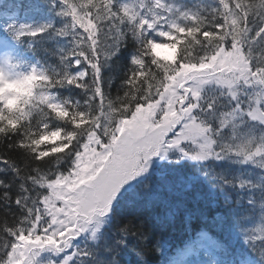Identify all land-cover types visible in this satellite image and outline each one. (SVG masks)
Wrapping results in <instances>:
<instances>
[{
	"label": "snow or ice",
	"instance_id": "snow-or-ice-1",
	"mask_svg": "<svg viewBox=\"0 0 264 264\" xmlns=\"http://www.w3.org/2000/svg\"><path fill=\"white\" fill-rule=\"evenodd\" d=\"M49 9L62 26L3 27L29 51L40 38L71 46L48 67L15 71L20 62L0 58V172L11 173L0 177V264H264V0L198 11L172 0H50ZM126 41L130 68L109 98L101 70ZM64 87L87 93L83 105L58 98ZM153 158L255 176L200 174L210 192L227 193V212L211 217L221 234L210 235L193 230L204 212L196 181L159 172L155 184L131 183L152 175ZM181 227L187 238L174 246Z\"/></svg>",
	"mask_w": 264,
	"mask_h": 264
},
{
	"label": "trees",
	"instance_id": "trees-1",
	"mask_svg": "<svg viewBox=\"0 0 264 264\" xmlns=\"http://www.w3.org/2000/svg\"><path fill=\"white\" fill-rule=\"evenodd\" d=\"M176 5H182L186 9L192 11H198L201 7L207 9L211 0H172ZM49 2L44 0H0V20L5 21L12 19L18 23H34L40 24L44 22H54L57 27L62 26V22L55 18L53 13L49 9ZM0 21V22H1ZM5 33V32H4ZM50 35V34H49ZM5 38L13 44V51L17 59H22L23 62L28 63L30 60L38 61L41 66L48 67L49 65H57L56 58L51 55L56 52L57 48H64L65 50L71 46V38H55L47 39L40 38L37 41L32 42V50H28V41H23L20 44L15 43L11 40L10 36L5 33ZM264 46V45H262ZM47 50V51H46ZM134 52V44L130 41H126L125 45L120 48L118 54L107 62L101 70L102 85L106 94L109 98H114L118 94V90L122 88V80L124 74L130 68L129 60ZM80 69H70L72 73L79 71ZM210 91H212L210 89ZM55 95L60 99H68L73 104L79 103L83 105L87 98V93L82 92L79 89L70 87L58 88L54 90ZM55 125L56 122H51ZM221 170H227L229 173H235L237 171L247 173L248 171L253 172L255 176V170L250 169L247 166L229 165L226 163L217 164L209 161L203 165H197L191 161H181L179 166H170L167 161L160 162V165H155L154 168L149 172L152 174L149 176L145 174L144 177H140L136 181L132 182L136 186L137 190L144 184L147 179H151L153 184L156 183L155 174L159 172H168L175 175L191 178L196 181L194 184L193 191L197 193L203 201L204 212L201 213V218L194 222L193 230L198 231L200 228L206 229L210 235L221 234L220 229L215 226L214 221L211 217L217 212H227V209L223 204V196L217 189L216 192H210L200 174L207 173L208 177L213 176L215 173H219ZM10 172H0V177L7 178L10 176ZM127 187V186H126ZM180 195L179 192L176 194ZM127 198V197H126ZM185 199H191L190 196ZM216 201L213 203L212 208H208L209 202ZM227 229V225H225ZM187 238L183 228L173 229L171 240L173 245H179Z\"/></svg>",
	"mask_w": 264,
	"mask_h": 264
},
{
	"label": "rangeland",
	"instance_id": "rangeland-1",
	"mask_svg": "<svg viewBox=\"0 0 264 264\" xmlns=\"http://www.w3.org/2000/svg\"><path fill=\"white\" fill-rule=\"evenodd\" d=\"M165 53H167V52L161 51L160 54H165ZM5 55L11 56L13 58L14 62H16V61L19 62V59L15 60L14 52L12 51L11 46L8 44L7 41H5V39L2 37V35H0V58H3V56H5ZM21 70L19 68V69H16L15 71H21ZM0 93L2 94V92H0Z\"/></svg>",
	"mask_w": 264,
	"mask_h": 264
}]
</instances>
